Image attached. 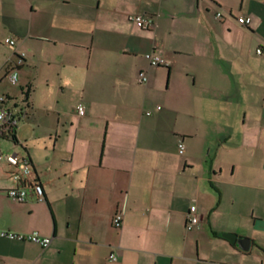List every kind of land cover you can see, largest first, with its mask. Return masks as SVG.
<instances>
[{
	"label": "crops",
	"instance_id": "1",
	"mask_svg": "<svg viewBox=\"0 0 264 264\" xmlns=\"http://www.w3.org/2000/svg\"><path fill=\"white\" fill-rule=\"evenodd\" d=\"M0 108L44 196L0 167V231L50 238L0 264H264V0H0Z\"/></svg>",
	"mask_w": 264,
	"mask_h": 264
},
{
	"label": "built area",
	"instance_id": "2",
	"mask_svg": "<svg viewBox=\"0 0 264 264\" xmlns=\"http://www.w3.org/2000/svg\"><path fill=\"white\" fill-rule=\"evenodd\" d=\"M217 17H220V13L216 14ZM130 21L135 23L140 28H147V26L152 25V19L145 15H134L130 17ZM237 23L241 26H247L250 23V19L245 16H240L237 18ZM4 43L12 50L15 48V41L12 38H6ZM262 49H257L256 54H262ZM145 58L148 60L149 65L152 67H159L165 65V60L161 55L158 54H146ZM17 72L12 71L9 75L8 81L10 84L15 85L17 82ZM140 83L146 82V76L144 73L139 74ZM159 109V107H157ZM78 116H83L84 107L78 105L76 108ZM149 115V113H146ZM18 119L13 116V114L3 108H0V137H4L10 129H14L17 125ZM178 152L182 154L184 151V146L181 142L178 143ZM6 165L12 168L11 177L15 181L23 182L24 185L18 188H11L6 191L7 196L16 201V202H25L28 198V190L31 191L32 195L39 202L43 201L44 196L42 188L37 184L31 177V167L29 160L26 158H18L14 154L2 153L0 152V167ZM28 189V190H27ZM123 212H117L112 218V226L114 228H120L122 224ZM198 224V217L196 215V207L194 205L190 206L186 221L185 229L191 231ZM0 238L13 239L18 241H28L35 244H38L41 248H46L50 243V238L41 237L37 233H31L28 235H18L12 232L0 231ZM110 258L113 260L114 257L111 255Z\"/></svg>",
	"mask_w": 264,
	"mask_h": 264
},
{
	"label": "water",
	"instance_id": "3",
	"mask_svg": "<svg viewBox=\"0 0 264 264\" xmlns=\"http://www.w3.org/2000/svg\"><path fill=\"white\" fill-rule=\"evenodd\" d=\"M222 238L230 241L232 244H236L242 251H248L250 247L249 240L237 238L234 234H222Z\"/></svg>",
	"mask_w": 264,
	"mask_h": 264
},
{
	"label": "trees",
	"instance_id": "4",
	"mask_svg": "<svg viewBox=\"0 0 264 264\" xmlns=\"http://www.w3.org/2000/svg\"><path fill=\"white\" fill-rule=\"evenodd\" d=\"M13 131H14V129H10V130L7 132V134H8L9 137L13 134Z\"/></svg>",
	"mask_w": 264,
	"mask_h": 264
}]
</instances>
